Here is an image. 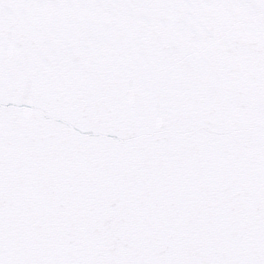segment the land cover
Here are the masks:
<instances>
[{"label":"snow or ice","instance_id":"snow-or-ice-1","mask_svg":"<svg viewBox=\"0 0 264 264\" xmlns=\"http://www.w3.org/2000/svg\"><path fill=\"white\" fill-rule=\"evenodd\" d=\"M0 264H264V0H0Z\"/></svg>","mask_w":264,"mask_h":264}]
</instances>
